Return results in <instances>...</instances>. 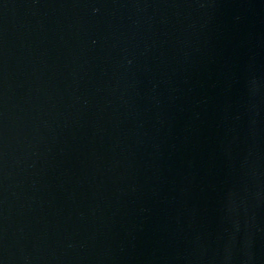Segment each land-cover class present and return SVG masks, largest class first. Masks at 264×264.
I'll list each match as a JSON object with an SVG mask.
<instances>
[{
	"label": "water",
	"instance_id": "water-1",
	"mask_svg": "<svg viewBox=\"0 0 264 264\" xmlns=\"http://www.w3.org/2000/svg\"><path fill=\"white\" fill-rule=\"evenodd\" d=\"M0 264H264V0H0Z\"/></svg>",
	"mask_w": 264,
	"mask_h": 264
}]
</instances>
